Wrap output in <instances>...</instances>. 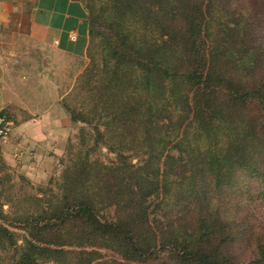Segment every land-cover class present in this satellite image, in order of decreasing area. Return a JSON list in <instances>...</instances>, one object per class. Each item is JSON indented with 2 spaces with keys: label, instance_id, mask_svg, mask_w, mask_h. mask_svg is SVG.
I'll list each match as a JSON object with an SVG mask.
<instances>
[{
  "label": "trees",
  "instance_id": "obj_1",
  "mask_svg": "<svg viewBox=\"0 0 264 264\" xmlns=\"http://www.w3.org/2000/svg\"><path fill=\"white\" fill-rule=\"evenodd\" d=\"M204 1L211 4V0ZM172 4L174 8L171 10L170 22L161 27L168 38L164 39L160 35L137 46L130 35L119 31L121 27L113 17L109 23V32L117 39L113 45H107L104 49L101 80L94 82L95 88L103 91L99 102L106 98L101 104L104 108L100 110L110 119L107 123L103 121L104 116L100 113L97 98L94 99L90 112L94 116L96 110H99L98 121H102L100 124L108 130L111 126H116L120 115L125 114L119 113L120 104L130 98L126 85H132L133 71L139 72V92L152 94L160 89L168 92L171 110H167L166 115L162 112V117H156L157 122L150 120L148 115L145 122L146 133L143 140L154 145L144 153L148 155L147 159L142 161V166L134 168L123 155L119 167H104V183L96 193L105 194L110 201H115L130 189L128 195L136 198L140 196L141 202L132 210L133 213L127 215L124 222L103 223L96 214L94 195L83 192L90 173L98 169L91 170L82 165L75 168L72 175L69 169L65 177L71 176L72 185L80 197L65 199V205L55 209L50 217L52 223L34 222L35 230L24 239L23 246H16L13 233L0 223V252L8 256L11 251V264H91L98 253L87 251L84 246L92 244V240L97 237L106 238L107 242L118 240L124 259L130 262L146 260L156 249L171 252L177 264H235L224 251L222 242L214 233L211 220L206 219L208 216L202 223H195L192 236L178 235L160 246L152 245L155 234L150 227L151 210L147 196L153 194L158 199L161 189L169 188V193L173 189V193L183 196L180 200L186 204L193 202L203 193L200 183H206V180L210 182L212 179L215 181L214 188L220 187L221 180L224 181L223 184H232L242 174L258 170L259 156L264 153V86L255 84L248 87L242 82H236L226 75V69L215 64V56L225 54L215 42H210L213 40L209 37V24L203 25L199 0H172ZM252 4L256 7L264 6V0H255ZM111 5L113 11L119 10L115 4ZM98 21L93 16L88 19L89 32L95 31L99 37L101 32ZM247 27L248 25L244 34L250 40L245 43L244 36V40L238 43V49L231 43L230 47L235 50L230 51V57L234 71L239 70L238 64H241L243 72L250 75L254 69L253 61H257H251V57H256L254 49L258 37L254 35V29L248 35ZM202 31L206 35V41L210 42L207 48L200 37ZM93 64L84 74L83 84L86 86H92L93 70L98 69ZM92 92L93 90L90 93ZM93 93L91 96H96L95 90ZM252 102L260 107V115L255 120L243 112ZM152 107L153 109L147 107V112L159 113L161 110L155 103ZM69 112L72 114V121L88 120L86 111ZM176 115L180 118L179 124L184 121L183 127L173 123ZM131 117L132 114L126 113L122 121L124 126L128 125V121L132 123ZM107 134L109 133L106 131L100 135L106 139ZM107 140L105 144L108 149L117 152L120 147ZM124 146L127 148L128 144ZM167 148L176 150L178 157L165 155ZM149 152H156L157 155L151 157ZM151 158L156 159L155 166L150 165ZM234 172H239L238 176ZM112 173L118 175L116 183L112 179ZM168 174L175 176V179L167 180ZM133 176L138 179L135 183H132ZM132 184L136 185V190H133ZM163 203L165 201L161 200L155 208L159 209ZM200 210L204 208L201 207ZM0 220H3L2 212ZM71 223H75L74 227L66 230L63 236L62 229ZM73 247L79 249L75 250ZM261 257L264 258V251Z\"/></svg>",
  "mask_w": 264,
  "mask_h": 264
},
{
  "label": "rangeland",
  "instance_id": "obj_2",
  "mask_svg": "<svg viewBox=\"0 0 264 264\" xmlns=\"http://www.w3.org/2000/svg\"><path fill=\"white\" fill-rule=\"evenodd\" d=\"M80 1L85 7L88 19L93 16L96 21L99 20L101 36L98 37L95 31L89 32L88 50L86 57L78 62L77 74L65 75L60 78L61 93L64 95L60 105L70 120L69 131H66L67 136L61 141L60 154L56 157L50 173L40 183L20 174L17 169L15 170L9 164L6 167V164L0 161V212L3 214V220H0V223L13 233V237L16 238V246L24 245V239L28 238L29 233L35 230L34 222L52 223L53 220H50V217L55 209L65 205V199L73 200L75 197H80L79 192L73 186L71 176L66 178L65 174L70 169V175H72L74 169L82 165L90 167L91 170L98 169V171L94 170L90 173L88 183L83 187V192L94 195L98 218L103 223L124 222L127 215L133 213L132 210L141 202L140 196L136 198L128 195L130 189L126 190L125 194L121 198H116L115 201H110L105 194L96 195L104 183L102 176L106 172L104 167H119L122 164L123 155L128 158L127 161L130 166L131 164L134 168L142 166V161L148 157L144 153L154 146L143 140L148 115H150V120L157 122L156 117H162L164 113L166 115L167 110H171V101L167 98V90H155L152 94L139 92V72L132 70L133 80L130 83L132 85H126L130 98L128 101H123L124 104H120L119 113L125 114L119 116V121L115 127L111 126L109 130L105 129L100 124L102 121H98L97 115L99 110L104 108L101 104L106 98L99 102V96L103 91L96 89L94 82L101 80L104 49L107 45H113L117 39L112 32H109L110 20L113 17L117 19L115 21L121 27L119 31L122 30L130 35L135 46L144 43V41L149 42L155 37H160V35L167 39L168 36H165V30L161 27L170 22L171 10L174 8L172 0ZM201 1L202 3H200ZM254 2L255 0H211V4L208 5L207 1L199 0L203 25L209 24V37L213 40L210 42H215L219 50L223 51L225 55L230 57V51L235 50L230 47L231 43L235 44L236 49H238V43H241L244 40L243 37L246 36L244 33L247 25L248 35L254 29V35L258 38H256V48L254 49L256 57L252 56L251 61H257H253L254 69L250 75L243 72L241 64H238L239 70L234 71L231 57L219 55L214 58L215 64L226 69V75L229 78L236 82H242L248 87H253L255 84L264 86V6L256 7L252 4ZM111 4H115L119 10L113 11ZM200 37L205 48H207L210 42L209 40L206 41V35L203 31ZM248 40L250 38L246 36L245 43ZM92 63L99 70L96 68L93 70V84L86 86L83 84L85 83L84 74ZM92 90L93 92L95 90L96 96H91L94 94L93 92L90 93ZM122 90L123 87L120 92ZM94 99L97 100L100 108L96 110L93 116L94 113H91L90 109H93ZM153 103L161 108L159 113L147 112V107L153 109ZM248 105L249 107L243 112L247 117L255 120L257 115H260V107L255 102ZM69 110L77 113L86 111L87 122L83 120L72 121V117H70L72 114ZM108 111L111 112L112 110ZM100 113L104 116L103 121L107 123L110 117L104 115L101 110ZM126 113L132 114V123L128 121V125L124 126L122 121H124ZM188 119L190 120V118ZM179 121L180 118H177L176 115L173 123L175 126L181 125L183 127L184 121L182 124H179ZM106 131L109 133L105 136L108 139L107 142L120 147L117 152L109 150L105 144L106 139L101 137L100 134L106 133ZM142 142L144 143L142 144ZM124 144H128V147L126 148ZM160 149L161 147L158 150ZM164 153L178 157L176 150L167 148ZM149 154L151 157L157 155L156 152H149ZM162 159L159 160L160 166ZM155 161L156 159L151 158L150 165L155 166ZM259 161L258 170L251 174H242L232 184L230 182L223 184L224 181L221 180L220 187L214 188L215 181L213 182L212 179L210 182L206 180V183H200L203 193L196 197L198 200L187 204L180 200L183 196L173 193V189L169 193V188L161 189L158 199L154 198L153 194L147 196L148 206L151 210L150 227L152 233L155 234V242H152V245L160 246V244L178 235H183L182 237L192 236L196 228L195 223H202V220L208 216L206 219L211 220L214 233L222 242L224 251L231 256L235 264H264V258L261 257L264 251V153L259 156ZM162 169L161 167V172ZM234 174L238 176L239 172H234ZM117 177V174L112 173V179L115 183ZM132 178L134 179L132 183L138 180L135 176ZM169 179H175V176L168 174L167 180ZM223 179L226 180L225 177ZM132 185L133 190H136V185ZM161 200H164L165 203L156 209L155 205ZM201 207L204 210H200ZM74 225L75 223H71L64 227L62 235L64 236L66 230L69 231ZM152 238L153 236H151ZM106 240L108 239L97 237L92 240V244H85L84 247L87 251L98 253L91 264H177L171 252H161V250L156 249V252L150 254L146 260L126 261L122 255L123 249L120 247V242L114 239L110 242ZM73 249L79 248L73 247ZM10 256L11 251L8 256L0 252V264H11ZM47 264L54 263L49 262Z\"/></svg>",
  "mask_w": 264,
  "mask_h": 264
},
{
  "label": "crops",
  "instance_id": "obj_3",
  "mask_svg": "<svg viewBox=\"0 0 264 264\" xmlns=\"http://www.w3.org/2000/svg\"><path fill=\"white\" fill-rule=\"evenodd\" d=\"M88 46L80 0H0V113L13 122L0 161L34 182L50 173L69 131L60 78L77 74Z\"/></svg>",
  "mask_w": 264,
  "mask_h": 264
},
{
  "label": "built area",
  "instance_id": "obj_4",
  "mask_svg": "<svg viewBox=\"0 0 264 264\" xmlns=\"http://www.w3.org/2000/svg\"><path fill=\"white\" fill-rule=\"evenodd\" d=\"M12 128V120L6 114L0 113V142L7 141L9 139Z\"/></svg>",
  "mask_w": 264,
  "mask_h": 264
}]
</instances>
